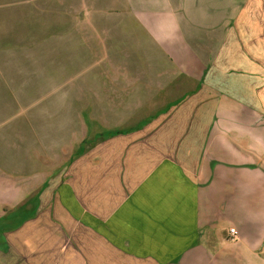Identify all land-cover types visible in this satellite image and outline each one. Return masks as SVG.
Listing matches in <instances>:
<instances>
[{
	"label": "crops",
	"instance_id": "obj_1",
	"mask_svg": "<svg viewBox=\"0 0 264 264\" xmlns=\"http://www.w3.org/2000/svg\"><path fill=\"white\" fill-rule=\"evenodd\" d=\"M0 264H264V0H0Z\"/></svg>",
	"mask_w": 264,
	"mask_h": 264
},
{
	"label": "rangeland",
	"instance_id": "obj_2",
	"mask_svg": "<svg viewBox=\"0 0 264 264\" xmlns=\"http://www.w3.org/2000/svg\"><path fill=\"white\" fill-rule=\"evenodd\" d=\"M88 151L90 150L89 148L87 149ZM88 158L84 157L83 158V163H82V169H83V172H88L89 169L87 167V164L85 161H87ZM84 188L87 187V186H83ZM36 197H31V198H28L29 200L34 201ZM9 213H6V215H8ZM11 215H14V214H10ZM28 215L27 212H24V211H19L18 214H15V218L16 220L18 221L19 225H24V223L27 221V218L26 216Z\"/></svg>",
	"mask_w": 264,
	"mask_h": 264
},
{
	"label": "built area",
	"instance_id": "obj_3",
	"mask_svg": "<svg viewBox=\"0 0 264 264\" xmlns=\"http://www.w3.org/2000/svg\"><path fill=\"white\" fill-rule=\"evenodd\" d=\"M230 234H231L232 240H235L237 238V231L234 228L230 229Z\"/></svg>",
	"mask_w": 264,
	"mask_h": 264
}]
</instances>
